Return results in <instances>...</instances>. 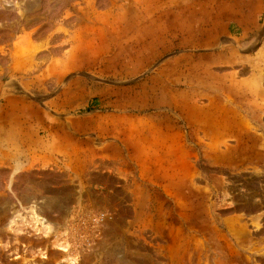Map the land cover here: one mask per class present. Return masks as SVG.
<instances>
[{
  "label": "rangeland",
  "instance_id": "rangeland-1",
  "mask_svg": "<svg viewBox=\"0 0 264 264\" xmlns=\"http://www.w3.org/2000/svg\"><path fill=\"white\" fill-rule=\"evenodd\" d=\"M246 6L0 0V139L15 119L31 141L0 145V264H264V11L229 31Z\"/></svg>",
  "mask_w": 264,
  "mask_h": 264
},
{
  "label": "crops",
  "instance_id": "crops-1",
  "mask_svg": "<svg viewBox=\"0 0 264 264\" xmlns=\"http://www.w3.org/2000/svg\"><path fill=\"white\" fill-rule=\"evenodd\" d=\"M263 11H264V0H247V6L245 7V9L238 10L237 15L231 18L232 20L231 22L234 23V26L231 29L229 28L230 33L235 34V31L239 29L240 30L238 32L239 35L249 34V31L257 26V21L259 19V16L263 13ZM237 52L238 50L233 49V47H229V48L223 47V48H218L213 52H210L209 55L211 58L213 57L215 58L213 65H219V64L224 65V64H231L233 61H235L236 60L235 54ZM6 93H7V88L2 80V95ZM92 100H95L96 102L98 101V99H91V101ZM21 113L23 116L24 112ZM32 122H33V117L31 114V124L29 130L30 131H33L35 129L37 130V126ZM23 128L24 127L22 125H18L15 119H11L10 121H5V122L2 121V139H0V145H2V157L3 155L15 156L16 148H20L22 145L31 144V141L22 139V135H20V133L23 131ZM29 130L26 129V131Z\"/></svg>",
  "mask_w": 264,
  "mask_h": 264
},
{
  "label": "trees",
  "instance_id": "trees-1",
  "mask_svg": "<svg viewBox=\"0 0 264 264\" xmlns=\"http://www.w3.org/2000/svg\"><path fill=\"white\" fill-rule=\"evenodd\" d=\"M93 101H95V100H92V101L88 104L87 109H89V107L92 106V104H93L92 102H93Z\"/></svg>",
  "mask_w": 264,
  "mask_h": 264
}]
</instances>
